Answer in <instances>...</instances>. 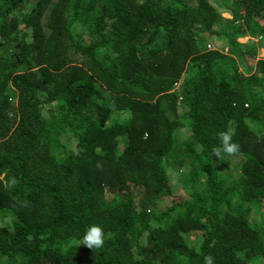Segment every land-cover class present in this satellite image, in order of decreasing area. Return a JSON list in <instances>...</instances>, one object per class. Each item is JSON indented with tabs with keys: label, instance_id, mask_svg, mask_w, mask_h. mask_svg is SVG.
<instances>
[{
	"label": "trees",
	"instance_id": "trees-1",
	"mask_svg": "<svg viewBox=\"0 0 264 264\" xmlns=\"http://www.w3.org/2000/svg\"><path fill=\"white\" fill-rule=\"evenodd\" d=\"M235 3L0 0V264H264V57L219 49L264 0Z\"/></svg>",
	"mask_w": 264,
	"mask_h": 264
},
{
	"label": "rangeland",
	"instance_id": "rangeland-1",
	"mask_svg": "<svg viewBox=\"0 0 264 264\" xmlns=\"http://www.w3.org/2000/svg\"><path fill=\"white\" fill-rule=\"evenodd\" d=\"M219 11H221V14L226 19H232L233 17V9L237 8V5L235 3V0H209ZM232 11V13H231ZM233 27H228L227 30H231ZM209 36V35H208ZM209 38L210 41L213 44H216L217 35L213 34L210 35ZM237 42L239 43V51H230L228 45L223 46L220 45L219 49L221 53L226 54L227 56L235 58V64L238 66L239 70L242 71L245 74H248L249 68L253 65H255L258 58L264 57V36L258 37L256 35H252L250 32H246L243 35L237 37ZM251 45H257L256 56L253 57L249 54V47ZM239 52V54H238ZM234 163L231 162V166ZM230 171V170H229ZM170 176L172 178V181L174 182V193H178L180 195H185V193L190 188L189 178L187 179V182H182L180 177V171H172L170 173ZM254 264H261L260 262L254 263Z\"/></svg>",
	"mask_w": 264,
	"mask_h": 264
},
{
	"label": "clouds",
	"instance_id": "clouds-1",
	"mask_svg": "<svg viewBox=\"0 0 264 264\" xmlns=\"http://www.w3.org/2000/svg\"><path fill=\"white\" fill-rule=\"evenodd\" d=\"M235 135V131L233 129L227 131H221L218 133L219 138V146L214 147L212 149V156L221 160V153L226 156L235 157L239 152V144L233 141V136ZM145 138H147V133H145ZM18 184V181L15 177H11L8 181H6V186L11 188ZM105 242V233L101 226L99 225H91L85 231L81 240L77 243L78 245H84L89 249H99L104 246ZM203 264H214V259L211 255H206L203 257Z\"/></svg>",
	"mask_w": 264,
	"mask_h": 264
}]
</instances>
